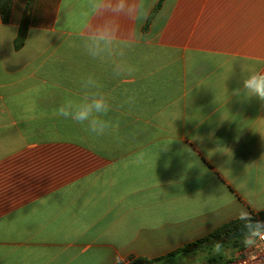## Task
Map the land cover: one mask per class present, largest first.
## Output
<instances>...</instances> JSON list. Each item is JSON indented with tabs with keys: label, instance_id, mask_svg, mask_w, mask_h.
Returning a JSON list of instances; mask_svg holds the SVG:
<instances>
[{
	"label": "crops",
	"instance_id": "crops-1",
	"mask_svg": "<svg viewBox=\"0 0 264 264\" xmlns=\"http://www.w3.org/2000/svg\"><path fill=\"white\" fill-rule=\"evenodd\" d=\"M83 4L0 0V264L156 260L263 211L264 105L233 91L264 71V0H145L131 78L83 52ZM88 74L135 96L115 134L55 114Z\"/></svg>",
	"mask_w": 264,
	"mask_h": 264
},
{
	"label": "clouds",
	"instance_id": "clouds-1",
	"mask_svg": "<svg viewBox=\"0 0 264 264\" xmlns=\"http://www.w3.org/2000/svg\"><path fill=\"white\" fill-rule=\"evenodd\" d=\"M83 9L80 29L83 52L91 60L108 65L115 78L133 77L137 69L129 61V54L142 39L136 26L149 15L145 0H84ZM0 27L8 29L5 40H11L15 32L10 27ZM233 94L255 98L264 105V71L241 63L240 87L234 89ZM134 103L135 96L129 95L121 105L114 106L100 81L88 74L81 79L79 97L65 100L55 114L84 126V130L94 137H103L119 130V120H112L109 113ZM244 244L248 249L264 248V226L248 231Z\"/></svg>",
	"mask_w": 264,
	"mask_h": 264
},
{
	"label": "trees",
	"instance_id": "trees-1",
	"mask_svg": "<svg viewBox=\"0 0 264 264\" xmlns=\"http://www.w3.org/2000/svg\"><path fill=\"white\" fill-rule=\"evenodd\" d=\"M155 11L156 9L153 11V13H155ZM257 220L264 222V210L252 215L249 218L238 219L228 222L214 230L209 235L197 240L194 243L182 247L181 249L173 252L172 254L164 258L149 260L147 258L142 257H133L130 258L127 263L122 262L119 264H157L171 260L173 258L181 257L182 255H185L187 253H194L198 250H206L207 260L203 264H231L234 259H226L223 256H215L211 254V252L214 249L223 248H233L234 250L244 251L246 249V246L244 244L245 237H240L232 241H227L226 238L241 227Z\"/></svg>",
	"mask_w": 264,
	"mask_h": 264
},
{
	"label": "built area",
	"instance_id": "built-area-1",
	"mask_svg": "<svg viewBox=\"0 0 264 264\" xmlns=\"http://www.w3.org/2000/svg\"><path fill=\"white\" fill-rule=\"evenodd\" d=\"M231 264H264V248L246 249Z\"/></svg>",
	"mask_w": 264,
	"mask_h": 264
},
{
	"label": "water",
	"instance_id": "water-1",
	"mask_svg": "<svg viewBox=\"0 0 264 264\" xmlns=\"http://www.w3.org/2000/svg\"><path fill=\"white\" fill-rule=\"evenodd\" d=\"M264 226V223H262V221L257 220V221H253L243 227H241L240 229H238L237 231H235L233 234L229 235L226 240L227 241H232L235 239H238L240 237H245V234L250 231L252 228H256V227H262Z\"/></svg>",
	"mask_w": 264,
	"mask_h": 264
},
{
	"label": "rangeland",
	"instance_id": "rangeland-1",
	"mask_svg": "<svg viewBox=\"0 0 264 264\" xmlns=\"http://www.w3.org/2000/svg\"><path fill=\"white\" fill-rule=\"evenodd\" d=\"M234 250L233 248H228L226 250H220L221 255L227 254V252ZM218 252V251H216ZM224 253V254H223ZM211 254H213V252H211ZM224 258L226 257L225 255L223 256Z\"/></svg>",
	"mask_w": 264,
	"mask_h": 264
}]
</instances>
